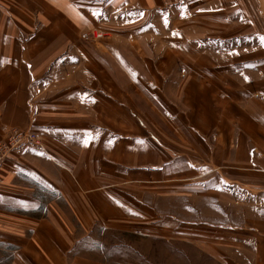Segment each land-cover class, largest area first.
<instances>
[{
  "label": "crops",
  "instance_id": "0c3cea01",
  "mask_svg": "<svg viewBox=\"0 0 264 264\" xmlns=\"http://www.w3.org/2000/svg\"><path fill=\"white\" fill-rule=\"evenodd\" d=\"M262 37L264 0H0V138L43 141L0 166V264H95V226L264 264Z\"/></svg>",
  "mask_w": 264,
  "mask_h": 264
},
{
  "label": "rangeland",
  "instance_id": "374dc122",
  "mask_svg": "<svg viewBox=\"0 0 264 264\" xmlns=\"http://www.w3.org/2000/svg\"><path fill=\"white\" fill-rule=\"evenodd\" d=\"M84 32L80 33V38L89 42L105 36L103 34L98 35L97 39L93 38L89 30L90 36L83 38ZM14 131L22 130L10 131L0 141H7L8 135ZM36 136L43 144L42 138L37 134ZM74 233L73 254L95 264H216L197 247L180 240L149 237L127 230L102 229L97 226L87 231L78 229Z\"/></svg>",
  "mask_w": 264,
  "mask_h": 264
},
{
  "label": "built area",
  "instance_id": "2783aa9c",
  "mask_svg": "<svg viewBox=\"0 0 264 264\" xmlns=\"http://www.w3.org/2000/svg\"><path fill=\"white\" fill-rule=\"evenodd\" d=\"M88 32L89 31H85L83 33V38H87V36H90ZM91 35L93 36V38H96L98 35L102 36L103 33L98 30H91ZM25 142H30L38 147L43 148L41 140L32 131H14L13 133L8 135L7 141H0V166L4 161V158L10 152H12L14 149H16Z\"/></svg>",
  "mask_w": 264,
  "mask_h": 264
},
{
  "label": "snow or ice",
  "instance_id": "6c2138e0",
  "mask_svg": "<svg viewBox=\"0 0 264 264\" xmlns=\"http://www.w3.org/2000/svg\"><path fill=\"white\" fill-rule=\"evenodd\" d=\"M261 43H264V37L261 38Z\"/></svg>",
  "mask_w": 264,
  "mask_h": 264
},
{
  "label": "bare ground",
  "instance_id": "6f19581e",
  "mask_svg": "<svg viewBox=\"0 0 264 264\" xmlns=\"http://www.w3.org/2000/svg\"><path fill=\"white\" fill-rule=\"evenodd\" d=\"M94 37H95V35H94Z\"/></svg>",
  "mask_w": 264,
  "mask_h": 264
}]
</instances>
